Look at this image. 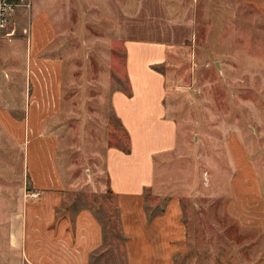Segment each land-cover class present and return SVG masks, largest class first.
<instances>
[{"label": "rangeland", "instance_id": "obj_1", "mask_svg": "<svg viewBox=\"0 0 264 264\" xmlns=\"http://www.w3.org/2000/svg\"><path fill=\"white\" fill-rule=\"evenodd\" d=\"M48 1L58 31L54 56L63 62L60 112L49 128L59 139L67 205L91 208L104 225L106 253L94 264H126L125 236L106 164L110 148L131 150L113 108L116 92L131 96L128 40L167 46L164 62L155 68L165 77L166 116L178 127L177 149L157 163L155 188L147 198L149 214L165 208L172 196L180 198L189 237L182 264H263L264 235L232 220L229 225L224 213L234 171L229 137L241 135L264 172V14L241 0H168L166 20L154 18L145 27L146 11L137 8L136 18H128L127 0H118L115 14L105 0ZM31 7L26 0L23 9ZM185 11L189 19L178 22V13ZM33 14L23 16L22 25L18 20L10 24L2 41L8 45L1 51L5 57L19 54L18 47L13 53L9 47L15 39L28 43ZM8 62L0 61L1 81ZM22 62H12L18 73ZM17 78L23 86V76ZM146 81L154 99L160 85L152 76ZM9 85L0 89L7 91ZM28 183L23 147L0 128L2 223L29 193Z\"/></svg>", "mask_w": 264, "mask_h": 264}, {"label": "crops", "instance_id": "obj_2", "mask_svg": "<svg viewBox=\"0 0 264 264\" xmlns=\"http://www.w3.org/2000/svg\"><path fill=\"white\" fill-rule=\"evenodd\" d=\"M241 1L264 14V0ZM105 2L114 14L121 7L118 0ZM31 3V9L19 8L13 18L22 25L23 16L34 12L28 23V43L19 38L13 41V47L9 45L11 53L18 47L19 54L5 57L1 51L6 39L0 38V61H9L8 69L1 64L6 79L0 80V85L10 84L7 91L0 89V100L6 103H0V128L23 147L26 180L29 179V193L20 198L8 220L4 218L5 223L0 217V264H94L105 245L104 225L91 208L67 205V186L59 166V139L49 128L59 115L63 92V62L54 56L57 23L49 11L50 1ZM127 3L132 11L128 18L132 20L137 8L146 11L145 27L154 18L166 20V14L171 12L168 0ZM177 16L178 22L189 19L188 11ZM125 44L131 96L116 92L113 108L130 137L131 150L125 153L110 148L106 167L126 238V264H182L189 237L180 198H169L165 208L154 216L149 214L147 199L155 188L159 159L174 152L178 143L177 124L166 116L165 77L155 68L164 62L167 46L143 40H128ZM20 59L24 63L22 73L12 64ZM19 75L23 76V86ZM148 76L160 85L154 99V91L146 81ZM13 84L17 86L13 88ZM227 145L234 171L225 206L226 220L229 225L232 220L241 228H254L264 235V172L253 162L241 135L229 137Z\"/></svg>", "mask_w": 264, "mask_h": 264}, {"label": "built area", "instance_id": "obj_3", "mask_svg": "<svg viewBox=\"0 0 264 264\" xmlns=\"http://www.w3.org/2000/svg\"><path fill=\"white\" fill-rule=\"evenodd\" d=\"M26 0H0V38L8 36V28L19 8L24 7ZM36 197V194H32Z\"/></svg>", "mask_w": 264, "mask_h": 264}, {"label": "trees", "instance_id": "obj_4", "mask_svg": "<svg viewBox=\"0 0 264 264\" xmlns=\"http://www.w3.org/2000/svg\"><path fill=\"white\" fill-rule=\"evenodd\" d=\"M124 151H125V152H129V149L124 150ZM151 216H154V213H152ZM110 221H112V220L110 219ZM120 222H121V221H120ZM113 228H114V225H113ZM125 242H126V238H125ZM105 253H106V251L103 250L102 253L100 254V256H99L98 258H102V257H104Z\"/></svg>", "mask_w": 264, "mask_h": 264}]
</instances>
